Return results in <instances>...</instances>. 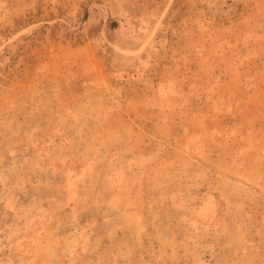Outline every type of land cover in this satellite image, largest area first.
<instances>
[{
	"label": "rangeland",
	"instance_id": "obj_1",
	"mask_svg": "<svg viewBox=\"0 0 264 264\" xmlns=\"http://www.w3.org/2000/svg\"><path fill=\"white\" fill-rule=\"evenodd\" d=\"M0 264H264V0H0Z\"/></svg>",
	"mask_w": 264,
	"mask_h": 264
}]
</instances>
